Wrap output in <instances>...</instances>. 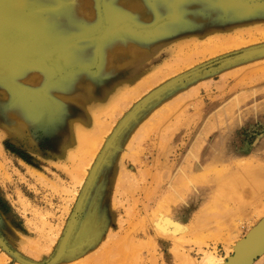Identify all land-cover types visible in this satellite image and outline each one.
I'll return each instance as SVG.
<instances>
[{
  "label": "rangeland",
  "instance_id": "rangeland-1",
  "mask_svg": "<svg viewBox=\"0 0 264 264\" xmlns=\"http://www.w3.org/2000/svg\"><path fill=\"white\" fill-rule=\"evenodd\" d=\"M92 1L18 0L31 45L0 46V264H239L264 224V0H185L175 26Z\"/></svg>",
  "mask_w": 264,
  "mask_h": 264
},
{
  "label": "bare ground",
  "instance_id": "bare-ground-1",
  "mask_svg": "<svg viewBox=\"0 0 264 264\" xmlns=\"http://www.w3.org/2000/svg\"><path fill=\"white\" fill-rule=\"evenodd\" d=\"M151 0H139V5L136 6L137 9H140V10H143L141 13L142 14H145L147 13V16H155V15H158L159 13H161L162 11H172L173 12V17L175 20H178L177 23H180L179 22V19H183V16H190L191 18L195 19V18H198L200 16H197L199 15L198 13L196 14H193L191 13L192 9L191 7H194L193 4L194 2H197V9H200V7H205L207 4H210L208 3L206 0H194L193 1V4H186L185 0H153L151 2V4L147 5V3H149ZM233 0H220L218 1V3L220 4H213V6H209L208 9L210 10L211 12V15L210 16H213L214 14H218V13H222L223 11L226 12V13H232L233 11L235 10H239V11H244V10H241L240 8H245L246 7V2L244 1V3H240V2H236L235 4L231 3ZM65 2V1H64ZM23 3V2H22ZM68 3V2H67ZM135 3L137 4V0H135ZM231 3V4H230ZM17 4H18V0H0V28H6L4 27L5 25V22H4V17H7V18H11L12 15L14 17H18L20 19V21H23L21 24L20 22H18L17 24L16 23H13L17 28L18 30L15 32V34H18L17 37H14V38H7V40H5L4 38H2V36L4 35H1L0 33V46L4 47V48H7L8 50L9 49H15V50H19L21 51L22 49H26L27 46L31 45V41H32V38L29 35H26L25 36V32L27 33H31L33 32V30L31 29H25L29 23L31 21L34 20V16H35V11L33 12V10L31 11H27V12H24L23 10L17 8ZM63 4V3H62ZM256 4V3H255ZM91 5L92 7H95V3L92 1V0H77V6H78V9H80V11L82 13H88L91 11ZM123 5V8L126 10V11H132L130 9L131 8V5L129 2L127 1H123L122 3ZM54 6V5H53ZM69 6V4H68ZM73 6V5H72ZM55 7V6H54ZM53 7V8H54ZM61 7V6H60ZM112 6H110L109 4H105L103 7L100 8H97L99 11H103V14L104 16H109L110 18H112L111 20V23H110V27L111 28H116L115 30L118 32L119 31V25H120V21L118 19H121L119 18L121 16V14L125 11L123 10H120L119 8H115L116 10L119 9V11H121L122 13L116 11V10H112L110 9ZM261 7V6H260ZM58 8V7H57ZM65 8V7H64ZM76 8V7H75ZM216 8L218 10H216ZM66 10V9H65ZM77 10V8H76ZM113 11V12H111ZM204 11V10H203ZM64 12V11H63ZM98 12V11H97ZM96 12V13H97ZM201 12V11H200ZM206 12V11H205ZM264 12V11H263ZM127 13V12H126ZM248 14V13H247ZM57 15H58V12H57ZM66 15V14H65ZM123 15V14H122ZM130 15V14H129ZM253 15H256V13H253ZM225 16V15H224ZM244 16V15H243ZM251 16V15H250ZM55 17V16H54ZM72 17V16H71ZM56 18V17H55ZM157 18V17H156ZM162 18V17H161ZM169 18V17H168ZM158 19V18H157ZM14 20V19H13ZM68 20V19H67ZM184 20V19H183ZM18 21V20H17ZM127 21V20H126ZM162 21V20H161ZM169 22V21H168ZM167 22V23H168ZM176 22V21H175ZM195 22V21H194ZM11 23V22H10ZM71 23V22H70ZM190 23V22H189ZM188 23V24H189ZM203 23V22H202ZM214 23V22H212ZM216 23V22H215ZM134 24V23H133ZM166 24V23H165ZM182 22L180 24H174L175 25H181ZM187 24V23H185ZM190 25V24H189ZM109 26V25H108ZM57 27V26H56ZM103 27V26H102ZM11 28V27H10ZM53 28V26H52ZM103 29V28H102ZM153 29V28H152ZM151 29V30H152ZM55 30V29H54ZM139 31V30H138ZM150 31V30H149ZM146 32V31H145ZM148 32V31H147ZM43 34V33H42ZM34 35V34H33ZM141 35V34H139ZM131 37V36H130ZM10 39V40H9ZM119 39V38H118ZM138 39V38H137ZM92 40V39H91ZM45 41V40H44ZM128 41V40H127ZM120 42V41H119ZM133 42V41H132ZM38 43V41H37ZM122 43V42H121ZM124 43V42H123ZM134 43V42H133ZM90 44V43H89ZM132 44V43H131ZM46 45V44H45ZM113 45V44H112ZM117 45V44H116ZM128 45V44H127ZM134 45V44H133ZM120 46V44H119ZM136 46V45H135ZM1 47V48H2ZM121 47V46H120ZM124 48V47H123ZM72 49V48H71ZM96 49V47H95ZM109 49V48H108ZM107 50V49H105ZM96 51V50H95ZM14 54V53H13ZM91 54L92 52L90 51V49L85 45V47H80L78 48L77 50H74L73 49V53H72V56L74 59L76 60H79L81 58H85L86 56H89L91 57ZM69 55V53H68ZM55 57V56H54ZM106 57V56H105ZM103 58V57H102ZM73 59V60H74ZM98 59V58H97ZM85 60V59H84ZM102 60V59H100ZM104 60V59H103ZM49 61V60H48ZM88 61V60H87ZM92 61V60H91ZM16 62V61H14ZM14 62H11L14 64ZM46 62V61H45ZM98 62V60H97ZM105 64V63H104ZM46 65H49V68L50 66L54 69V70H62L64 67H65V62L64 60H61V58H58V57H55V59L53 61H51V63H47ZM13 68V67H12ZM11 72V71H10ZM64 72V71H63ZM66 75V74H65ZM77 75V74H76ZM80 77H83V76H80ZM69 78V77H68ZM85 79V78H83ZM78 82V81H77ZM76 82V83H77ZM140 82V80L138 82H136L135 84H133L134 86L138 85ZM66 83V82H65ZM68 84V83H67ZM75 84V83H74ZM121 92L122 90H118L117 92H115L109 99V103H112V100L113 98L114 99H117L121 96ZM71 93V92H70ZM87 95V94H86ZM22 103V102H21ZM20 107V106H19ZM22 107V106H21ZM24 107V106H23ZM45 107V106H44ZM25 108V107H24ZM22 111L23 110H26V109H21ZM26 112V111H24ZM31 112V111H30ZM32 113V112H31ZM11 114V113H10ZM13 116V115H12ZM11 117V116H10ZM80 145L83 144L85 148H87L89 145L91 146L92 144H94V142H91V141H88L86 139V137L84 136V139L79 142ZM83 145L81 146V148L83 147ZM221 155V154H220ZM218 156L219 158H221V156ZM223 157V156H222ZM228 157V156H227ZM224 158V157H223ZM215 159V158H214ZM211 162V161H210ZM264 225V224H263ZM262 225V226H263ZM260 226V227H262ZM259 227V228H260ZM258 229H256L255 231H253L254 233L257 231ZM252 232V233H253ZM251 233V234H252ZM250 234V235H251ZM249 235V236H250ZM247 237L243 244H241L242 246H238L240 249V253L237 255V262L240 264L243 260H244V257L245 255H247L246 251H245V243L246 241H248V239L251 237ZM264 238V236H262L261 238L257 239L252 245H250V249H254L257 244H259L262 239ZM240 244V243H239ZM238 244V245H239ZM241 247V248H240ZM237 249V246L235 247V250ZM249 250V249H248ZM264 253V252H263ZM262 253V254H263ZM261 254V255H262ZM260 255V256H261ZM259 257V256H258ZM257 257V258H258ZM255 258V259H257ZM206 259V258H205ZM255 259H253L252 261H250L248 264H250L251 262H253ZM205 261V260H204ZM206 264H221V262H216L215 259H207V261H205ZM204 262V264H205Z\"/></svg>",
  "mask_w": 264,
  "mask_h": 264
},
{
  "label": "water",
  "instance_id": "water-1",
  "mask_svg": "<svg viewBox=\"0 0 264 264\" xmlns=\"http://www.w3.org/2000/svg\"><path fill=\"white\" fill-rule=\"evenodd\" d=\"M250 236L248 241L245 243V251L247 255H245L244 260L240 264H248L264 252V238L254 249H250V245H252L257 239L264 236V225L258 228V230L255 233L253 232Z\"/></svg>",
  "mask_w": 264,
  "mask_h": 264
}]
</instances>
